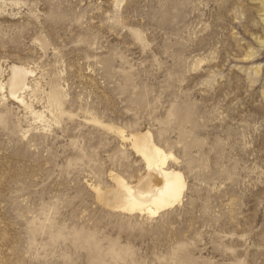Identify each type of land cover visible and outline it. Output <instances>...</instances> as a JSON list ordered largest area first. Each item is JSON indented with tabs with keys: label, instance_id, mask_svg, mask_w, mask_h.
Wrapping results in <instances>:
<instances>
[{
	"label": "rangeland",
	"instance_id": "374dc122",
	"mask_svg": "<svg viewBox=\"0 0 264 264\" xmlns=\"http://www.w3.org/2000/svg\"><path fill=\"white\" fill-rule=\"evenodd\" d=\"M139 135L158 216L107 201ZM0 264H264V0H0Z\"/></svg>",
	"mask_w": 264,
	"mask_h": 264
},
{
	"label": "bare ground",
	"instance_id": "6f19581e",
	"mask_svg": "<svg viewBox=\"0 0 264 264\" xmlns=\"http://www.w3.org/2000/svg\"><path fill=\"white\" fill-rule=\"evenodd\" d=\"M29 75L30 72L25 68L12 67V75L8 81L12 98L18 99L19 94L27 89L26 80ZM132 138L134 147L146 161L148 174L136 185H131L121 176L112 174V180L119 189L114 187L115 190L107 201L113 202L112 205H115L116 209L124 212L158 216L183 201L186 189L183 173L171 168L168 164V154L153 143L150 135Z\"/></svg>",
	"mask_w": 264,
	"mask_h": 264
}]
</instances>
